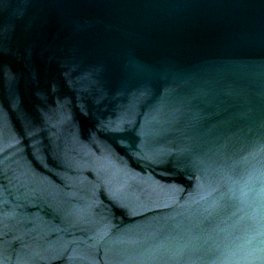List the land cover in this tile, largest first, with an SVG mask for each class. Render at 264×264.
I'll list each match as a JSON object with an SVG mask.
<instances>
[{
    "label": "water",
    "instance_id": "water-1",
    "mask_svg": "<svg viewBox=\"0 0 264 264\" xmlns=\"http://www.w3.org/2000/svg\"><path fill=\"white\" fill-rule=\"evenodd\" d=\"M0 264H264V0H0Z\"/></svg>",
    "mask_w": 264,
    "mask_h": 264
}]
</instances>
